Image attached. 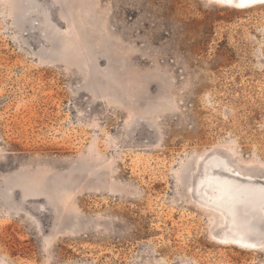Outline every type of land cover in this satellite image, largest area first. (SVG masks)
I'll use <instances>...</instances> for the list:
<instances>
[{
	"label": "rangeland",
	"instance_id": "rangeland-1",
	"mask_svg": "<svg viewBox=\"0 0 264 264\" xmlns=\"http://www.w3.org/2000/svg\"><path fill=\"white\" fill-rule=\"evenodd\" d=\"M0 264H264V2L0 0Z\"/></svg>",
	"mask_w": 264,
	"mask_h": 264
},
{
	"label": "bare ground",
	"instance_id": "bare-ground-1",
	"mask_svg": "<svg viewBox=\"0 0 264 264\" xmlns=\"http://www.w3.org/2000/svg\"><path fill=\"white\" fill-rule=\"evenodd\" d=\"M255 1L256 0H251V2H255ZM251 2H249V3H251ZM238 3H239V0H233V3H231L230 5H238ZM226 4H228V3H226ZM240 240H241V242L238 244H241L243 246H249L250 245L249 242L252 244L251 246H253V245L257 246L259 244L258 242L250 241L248 239H240Z\"/></svg>",
	"mask_w": 264,
	"mask_h": 264
},
{
	"label": "snow or ice",
	"instance_id": "snow-or-ice-1",
	"mask_svg": "<svg viewBox=\"0 0 264 264\" xmlns=\"http://www.w3.org/2000/svg\"><path fill=\"white\" fill-rule=\"evenodd\" d=\"M218 2L231 4V3H233V0H218ZM249 2H251V0H239L238 6L244 7ZM261 2H264V0H261Z\"/></svg>",
	"mask_w": 264,
	"mask_h": 264
}]
</instances>
